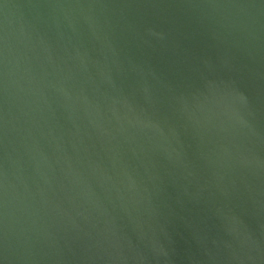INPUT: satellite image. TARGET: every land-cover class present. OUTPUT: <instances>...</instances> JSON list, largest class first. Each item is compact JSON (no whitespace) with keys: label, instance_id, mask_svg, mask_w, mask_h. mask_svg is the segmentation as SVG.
Instances as JSON below:
<instances>
[{"label":"water","instance_id":"95a60500","mask_svg":"<svg viewBox=\"0 0 264 264\" xmlns=\"http://www.w3.org/2000/svg\"><path fill=\"white\" fill-rule=\"evenodd\" d=\"M0 264H264V0H0Z\"/></svg>","mask_w":264,"mask_h":264}]
</instances>
